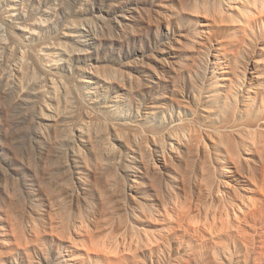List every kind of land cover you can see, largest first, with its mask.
<instances>
[{
    "label": "rangeland",
    "instance_id": "rangeland-1",
    "mask_svg": "<svg viewBox=\"0 0 264 264\" xmlns=\"http://www.w3.org/2000/svg\"><path fill=\"white\" fill-rule=\"evenodd\" d=\"M255 1L0 0V264H264Z\"/></svg>",
    "mask_w": 264,
    "mask_h": 264
},
{
    "label": "bare ground",
    "instance_id": "bare-ground-1",
    "mask_svg": "<svg viewBox=\"0 0 264 264\" xmlns=\"http://www.w3.org/2000/svg\"><path fill=\"white\" fill-rule=\"evenodd\" d=\"M254 2V1H253ZM252 3V2H251ZM251 3H249L250 5H251ZM257 2L255 1V3H254V5H253V3H252V5H253V7H252V9H245L244 10V17L246 18V16L248 17V16H254V15H256V14H262V13H264V5H263V7H257L255 4H256ZM264 3V2H263ZM261 6V5H260ZM249 7V6H248ZM10 207H11V210H10V215L12 216V220L13 221H16V223H21L22 221V216H23V214H24V211H23V207L21 206V203L19 202V200H16L15 199V201H13V203L10 205ZM66 214H68L69 212H65ZM17 237L20 239V240H22L21 239V237L20 236H18V234H17ZM5 254V253H4ZM3 260V259H2Z\"/></svg>",
    "mask_w": 264,
    "mask_h": 264
}]
</instances>
